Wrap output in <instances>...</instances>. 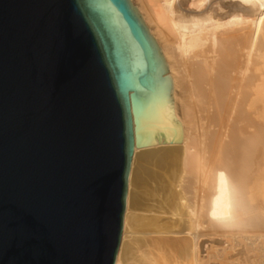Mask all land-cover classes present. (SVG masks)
<instances>
[{
  "label": "water",
  "instance_id": "water-1",
  "mask_svg": "<svg viewBox=\"0 0 264 264\" xmlns=\"http://www.w3.org/2000/svg\"><path fill=\"white\" fill-rule=\"evenodd\" d=\"M180 143L129 0H0V264H114L134 148Z\"/></svg>",
  "mask_w": 264,
  "mask_h": 264
},
{
  "label": "bare ground",
  "instance_id": "bare-ground-1",
  "mask_svg": "<svg viewBox=\"0 0 264 264\" xmlns=\"http://www.w3.org/2000/svg\"><path fill=\"white\" fill-rule=\"evenodd\" d=\"M129 1L180 143L134 148L114 264H264V0Z\"/></svg>",
  "mask_w": 264,
  "mask_h": 264
},
{
  "label": "rangeland",
  "instance_id": "rangeland-1",
  "mask_svg": "<svg viewBox=\"0 0 264 264\" xmlns=\"http://www.w3.org/2000/svg\"><path fill=\"white\" fill-rule=\"evenodd\" d=\"M261 241H262V240H261ZM263 242H264V240L261 242L262 244H260V245H261V247H263V246H264V245H263V244H264ZM260 245H258V246L260 247ZM262 245H263V246H262ZM261 247H260V248H261Z\"/></svg>",
  "mask_w": 264,
  "mask_h": 264
}]
</instances>
